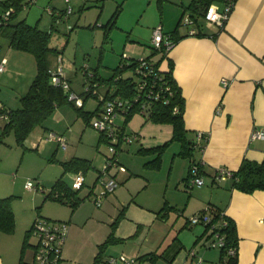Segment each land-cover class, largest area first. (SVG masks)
<instances>
[{
  "label": "crops",
  "instance_id": "obj_1",
  "mask_svg": "<svg viewBox=\"0 0 264 264\" xmlns=\"http://www.w3.org/2000/svg\"><path fill=\"white\" fill-rule=\"evenodd\" d=\"M190 1L172 0L175 18L179 19ZM211 4L223 6L222 0ZM173 26V21H166V31H172ZM201 31L205 33L202 36L187 35V28H178L180 38L169 49L160 68L167 70L168 61H173V77L185 100L184 125L192 137L199 131L205 135L204 145L194 151L202 167L204 184L187 189L189 160L178 155L177 141L164 148L159 167L146 165L155 155L138 149L168 141L172 125L133 114L126 129L136 132L138 139L123 144L117 154L125 170L111 169L119 181L116 189L106 194L96 207L94 196H87L101 190L96 176L87 193H83L85 196L77 195L80 199L74 206L64 203L68 210L57 215L68 223L61 259L74 256L73 264H92L98 245L112 232L113 239L104 247L99 264H108L109 257L119 254L139 257L138 264H234L221 248L208 245L210 231L204 224L188 220L189 215L209 205L235 222L238 236L235 264H264V190L244 192L232 186L229 175L215 178L218 166L230 171L238 168L243 157L257 161L264 158V138L251 136L254 129L264 131V0H235L223 26L202 20ZM0 43V62L5 59L4 70L0 72V104L16 108L35 75L36 66L35 70L30 67L29 52L12 48L8 42ZM133 45L127 44L122 51L128 58L149 55ZM12 72H19L21 77L11 78ZM58 113L61 120V112ZM175 144L178 147L171 150ZM64 158L56 157L60 164ZM62 171L63 166L60 174ZM79 172L82 171H71ZM71 173L67 171L62 176L70 188L74 177ZM5 188L7 185L0 184V191ZM120 211L123 216L112 227ZM31 224L30 219L18 222L15 216L13 231H0V264L18 263L23 238ZM84 234L86 238H82ZM191 249L194 255L190 254ZM25 253L23 259L28 261ZM33 256L34 253L31 259ZM64 263L67 264L60 262Z\"/></svg>",
  "mask_w": 264,
  "mask_h": 264
},
{
  "label": "rangeland",
  "instance_id": "obj_2",
  "mask_svg": "<svg viewBox=\"0 0 264 264\" xmlns=\"http://www.w3.org/2000/svg\"><path fill=\"white\" fill-rule=\"evenodd\" d=\"M21 2L23 5L28 0H21ZM68 5L73 9L69 17L58 23L55 22L49 10L51 8L65 9ZM117 7L118 11L112 19L113 23L110 20ZM2 10L4 7L0 3V13ZM175 13L176 8L172 0H70L69 2L34 0L29 2L27 7L22 6L19 9L17 19L25 18L27 23L37 24L39 28L47 31L53 24L49 44L57 52L49 56L50 68L61 65L72 90L79 97L72 103L66 102L56 107L42 125H37L30 131L23 144L15 140L12 132L6 133L3 141L0 142V170L2 171L0 184L7 185V188L0 191V195L1 197L15 195L12 200V209L18 222H26L28 219L33 222V218L37 216L59 220L57 215L68 210L62 201L45 198L50 189V183L62 170L60 160L56 157H65V160L71 157L90 160L92 165L85 170V174L83 173L84 186L77 190L79 197L85 196L106 156L110 153L109 143L101 142L97 145L98 130L91 125V121L86 122L78 116L74 109L75 106L82 105L84 110L91 111L98 103V98L94 95L83 94V89L88 85V74L96 71L98 76H109L112 68L118 65L122 51L130 43H134L132 47L135 49L141 48L144 49L143 53L151 54L153 52L152 26L160 24L162 30L166 32V21H173L175 26L178 20L175 18ZM183 15L178 16L181 18L178 26L180 29L186 28L182 22ZM68 25L72 28H68ZM1 42L4 45L7 43L5 38H1ZM28 54L30 67L35 70L34 56L30 52ZM152 55L155 56V54ZM84 69H87L88 74L84 73ZM130 73H132L131 70L127 69L123 75ZM9 75L13 79L21 77L19 72H12ZM58 112H61V120L58 119ZM117 120L120 121V118ZM5 121V118L0 117V133ZM49 131L65 136L67 142L65 150L58 147L55 142L45 139ZM174 146L177 145H172L171 150ZM57 153L59 156H56ZM73 174L71 173V176ZM67 179H70L69 175ZM27 180H30L37 189H28L25 186ZM95 186H98L96 182ZM187 189L191 188L187 187ZM84 192L86 193L83 194ZM91 195L94 196L93 193L87 196ZM86 237L87 234H84L82 238ZM36 241V237L29 233L24 251H26L25 259L30 262L34 260L31 256L35 251ZM78 248L79 245L73 249V255ZM74 261L72 256L69 259H61L59 264L60 262L73 264Z\"/></svg>",
  "mask_w": 264,
  "mask_h": 264
},
{
  "label": "trees",
  "instance_id": "obj_3",
  "mask_svg": "<svg viewBox=\"0 0 264 264\" xmlns=\"http://www.w3.org/2000/svg\"><path fill=\"white\" fill-rule=\"evenodd\" d=\"M32 1L34 0H28L27 3L22 5L21 0H0V3L4 7V10L0 13V39L5 38L8 45L12 48L30 52L34 56L36 64L35 75L27 91L19 98L20 106L8 108L0 104V116L5 115L6 117V121L0 133V142L3 141V137L6 133L12 132L15 140L19 144H23L29 136L30 131L35 126L42 125L56 107L66 102H73L68 99L66 91L51 80V72L54 68H50L49 56L51 53L57 52V50L49 44L53 24L47 31L39 28L37 24L32 25L27 23L25 18L17 19L19 9L22 6L27 7L29 2ZM213 1L215 0H191L190 3L185 6L186 10L183 11L182 15L186 14V11L189 13L194 21L193 27L196 30L194 34H189V27L185 25L187 28V35L202 36L205 34L201 31L202 20H205V11ZM118 7L114 11L110 21H112L117 13ZM64 10L65 9L51 8L49 12L53 16L55 22L58 23L67 19L71 14L63 16ZM112 22L114 23V20ZM180 23L181 18L178 19L172 31L164 32L172 46L180 38V36L177 35ZM71 28L72 26L70 29ZM169 49L170 48L167 47L166 44H162L159 48L153 47V52L145 56L154 65V75H156L157 80L155 86L148 83L149 85H146L141 91H139L137 87L139 78L137 77L138 72L135 71V66L139 64L138 57L128 58L125 53H121L118 65L112 68V71L107 77L98 76L96 71L88 74L87 69H84V73L88 74V85L83 89V94L85 96L94 95L98 98V103L91 111L84 110L82 105L75 106L74 109L78 116H81L86 122H90L95 115L104 109L107 100L115 98L126 100L125 106L119 109V113L121 114L116 118V125L118 127L116 131L119 132V137L122 134L132 133L136 134L138 139V134L136 132L127 131L126 129L127 122L135 113L142 114L147 120L152 122L171 124L173 130L172 137L168 141L151 148H144L141 146L138 151L154 154V158L146 161L145 164L157 168L160 165L164 148L172 141L179 142L180 150L178 151V155L186 157L189 160L188 180L189 168L192 163L198 164L199 173H202L201 164L199 160L195 158L194 151L195 147L201 149L204 145L202 138H204L205 135H202L200 139L197 138V134H195V137H192L188 134L184 125L183 113L185 100L180 86L173 77V61H168L167 70H162L160 68V63L166 57ZM152 54H155V56ZM150 68H153V66L149 64L144 66L145 70ZM127 69L131 70L132 73L123 75V72ZM66 79L70 85L69 79L67 77ZM99 88H101V90H99ZM102 90L103 92H101ZM150 90H153L156 94H146ZM135 97H137V99ZM175 108H177L176 111ZM118 118H120V121L117 120ZM98 132L99 137L97 145H100L101 142L109 143V137L104 132ZM123 144L127 143L121 141L117 143L118 152ZM61 164L63 166V171L54 181L50 190L45 195V198H53L74 206L80 199L77 196L78 189L74 186L70 188L62 180V176L67 171H82V173H85V170L92 164L89 159L80 157H71L68 160H63ZM229 176L232 179V186L239 190L244 192H253L257 189L264 190V158L257 161L243 157L238 168L229 171ZM14 197L15 195L0 197V231L2 232L10 233L15 227V215L12 209V200ZM212 212L214 214L213 221H226V224L220 228L221 233L224 235V245L221 247V250L223 253H227L228 261L235 264L237 262L236 255L238 246L235 222L221 210L212 208ZM122 216L123 212L120 211L115 220L111 223V226L114 227ZM37 217L34 218L30 228L25 232L21 256L17 264H35L34 260L31 262L25 261L23 259V252L27 237L29 233H31V228ZM205 226L208 228L207 225ZM112 239L113 235L112 232H110L105 241L98 245V252L92 264H99L102 261L104 247ZM231 247L236 248V254H228V249ZM138 258L136 259L138 260Z\"/></svg>",
  "mask_w": 264,
  "mask_h": 264
},
{
  "label": "built area",
  "instance_id": "obj_4",
  "mask_svg": "<svg viewBox=\"0 0 264 264\" xmlns=\"http://www.w3.org/2000/svg\"><path fill=\"white\" fill-rule=\"evenodd\" d=\"M70 0H66L69 2ZM223 6L220 8L217 4H210L204 14V19L208 22L217 24L218 26H223L226 19L228 18L230 12L233 9L235 0H223ZM72 7L70 5L65 8L63 11V16H68L72 13ZM50 11V10H49ZM182 22L184 25L188 26V33L194 34L195 28L193 27L194 21L189 13L183 15ZM71 25H68L70 28ZM151 44L155 48H159L162 44H166L167 47L171 48L172 44L170 40L167 39V35L162 30L161 25L153 27L151 33ZM5 59L0 62V72L4 70ZM138 63L135 66V71L138 72L137 77L139 78L138 89L139 91L143 90L148 83L155 86L156 84V75L154 65L149 59L145 56L138 57ZM151 65L153 68L148 70L144 69L145 65ZM152 78V80H151ZM51 80L53 83L61 86L65 91L68 99L75 101L78 99V95L74 92L65 77L64 70L61 65H57L54 70L51 72ZM224 84L226 80L223 79ZM138 91V92H139ZM153 90L148 91L146 94L151 95ZM141 95V93L139 92ZM156 94V93H154ZM137 99V97H135ZM127 101L120 98H115L112 100H107L104 105V109L100 111L91 119L92 126L101 132H104L109 137V155L106 156L105 161L99 170L96 182L101 186L100 192L94 194V203L96 206H100L102 199L106 194L113 192L119 184L118 179L114 174H111L112 168H117L118 170H125V167L119 163L117 154L118 142L131 143L137 139L136 134H122L119 137V132L116 131L118 128L116 125V118L121 114L119 109L125 106ZM177 108H175V111ZM143 112V111H141ZM1 118H6L5 115H1ZM197 138L200 139L203 132H197ZM252 138H264V131L254 129L252 132ZM46 138L48 140H54L59 147L66 149L67 142L63 135L49 131ZM229 175V170L225 166H218L215 171V178L221 179ZM84 174L82 172L74 174L73 177V186L80 187L84 184ZM204 184V179L199 173V165L192 163L189 168V177L187 180L188 187L197 185L201 186ZM25 186L28 189H36L34 184L27 180ZM213 212L210 209L209 205H206L205 208L198 213H194L188 217L189 222L191 223H202L208 226L210 231V237L208 239V245L221 248L224 245V235L221 233L220 228L226 224V221H213ZM68 231V224L65 221L61 220H50L48 218L37 217L32 228L31 234L34 235L37 239L34 251V262L35 264H59V261L62 257V246L64 244L66 234ZM190 254L194 255L195 252L193 249L190 250ZM228 254H236V248H229ZM201 261V258H198V263ZM108 264H138L136 257L131 255L119 254L117 257L111 256L108 259Z\"/></svg>",
  "mask_w": 264,
  "mask_h": 264
}]
</instances>
